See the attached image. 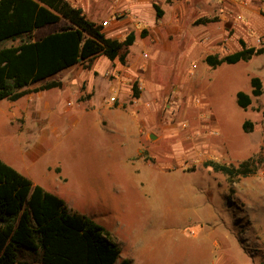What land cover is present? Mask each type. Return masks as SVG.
Instances as JSON below:
<instances>
[{
  "label": "rangeland",
  "instance_id": "rangeland-1",
  "mask_svg": "<svg viewBox=\"0 0 264 264\" xmlns=\"http://www.w3.org/2000/svg\"><path fill=\"white\" fill-rule=\"evenodd\" d=\"M258 1L240 3L248 8ZM230 2L184 0L187 17L182 22L187 35L183 38L187 40L167 38L172 49L163 57L165 64L148 72L154 74L149 81L160 86L146 102L147 117L133 108L105 109L110 81L100 74L94 83L91 124L86 126L78 105L90 97L84 89L72 95L67 81L74 74L68 76L69 70L48 80L65 83L64 89L47 94L45 101L57 113H66V119L58 124L59 134L46 144L39 145L37 137L25 142V136H37L42 130L34 129L36 123L30 124L32 130L25 128V108L33 102L26 104L25 98L0 102V133L11 135H0V150L11 160L0 158L17 170L29 171L34 184L62 198L70 211L99 223L120 249L118 264L123 260L130 264H264V93L253 97L247 109L236 102L239 91L251 95V78H260L264 88V54L216 69L204 60L210 54L234 52L224 39L234 34V25L247 24L241 11L225 8ZM204 18L217 21L197 24ZM64 25L65 21L48 25L35 31L33 38ZM224 31L225 36H220ZM251 35L248 46L264 47L257 42L263 36ZM25 39L4 41L0 47L18 46ZM224 44L226 48L219 49ZM140 53L142 46L136 43L129 57ZM99 66L102 71L105 64L99 62ZM144 86L138 83L140 94ZM133 103L140 104L139 98ZM102 118L108 126L101 124ZM246 121L252 125L247 132ZM143 129L152 135V156L149 151L135 155V140ZM12 138L19 143L10 144ZM8 146L20 150L13 153ZM33 150L38 156H32ZM251 158L259 162L257 172L234 180L206 166L212 162L237 167ZM24 260L39 264L34 255Z\"/></svg>",
  "mask_w": 264,
  "mask_h": 264
},
{
  "label": "trees",
  "instance_id": "trees-1",
  "mask_svg": "<svg viewBox=\"0 0 264 264\" xmlns=\"http://www.w3.org/2000/svg\"><path fill=\"white\" fill-rule=\"evenodd\" d=\"M161 15L157 7V17ZM61 21L66 25L59 30L33 38L35 31ZM216 21L204 18L197 24ZM22 37L26 39L18 46L0 47V102H17L31 93L61 88L62 82L48 80L76 65L88 68L97 56L126 65L136 41L134 33L123 41L107 37L102 25L88 20L82 9L67 0H0V44ZM239 44L240 49L231 54L207 55L206 64L216 69L264 54V47L247 46L243 40ZM37 83L43 84L30 88ZM251 86V95L243 91L236 95L242 109L264 93L260 78H251ZM133 98H139L137 84ZM248 127L252 125L246 121L244 131ZM258 165L254 158L237 167L206 164L231 180L255 174ZM26 255L36 256L39 264H118L121 258L120 249L99 223L70 211L62 198L0 159V264H27Z\"/></svg>",
  "mask_w": 264,
  "mask_h": 264
},
{
  "label": "crops",
  "instance_id": "crops-1",
  "mask_svg": "<svg viewBox=\"0 0 264 264\" xmlns=\"http://www.w3.org/2000/svg\"><path fill=\"white\" fill-rule=\"evenodd\" d=\"M67 1L73 6L82 9L88 20L102 25L103 32L107 37L123 41L130 33H134L136 36L134 44L140 43L142 46V53L137 56L133 55L135 56L133 58L128 57L126 65H122L118 59L110 61L107 57L101 55L94 58L88 68L84 65H76L66 69L69 70L68 76L74 74V76L67 81V85L72 90V95L75 96L80 90L84 89V92L90 97L83 105L77 104L79 108L78 112L81 114L80 119L83 123H86V126H90L92 120L91 112L95 107V104L92 102L94 97V83L95 80L101 76L100 74H102L103 77L108 78L110 81V96L106 95L103 99V107L105 109L113 112L114 109L117 111L126 108H133L135 112L140 111L144 112L145 115H148L150 109L145 106L147 104L146 102L151 98L153 92L159 90L160 86L159 83L149 81L148 78H151L154 74L152 73L150 75L148 72L165 64L163 57L166 54H170L172 49L171 42H168L167 38L177 36L179 38L182 37L181 40H187V36L183 38V35L186 34L184 32L187 31L186 23L185 21L182 22L187 17V4H184V0ZM230 1V4L225 8L230 6V8H236L241 11V14L245 17V21L248 24L243 23L234 25V34L228 36V39H224L231 42V46L235 52L240 49V40L246 42L247 46L253 41L251 33L254 32L255 36L258 34L257 36L264 37V0H259L257 3L253 2V7L250 5L248 8L242 7L240 0ZM157 7L162 11L160 18L157 17ZM256 22L261 23L259 27H257L258 24ZM105 23H107V25H105ZM224 34L225 31L223 34H220V36L222 35V37H224ZM217 36L218 34H216L215 37ZM150 40H153L154 43L150 44ZM225 45L226 44L219 46V49L226 48ZM190 50L193 52L192 48ZM228 53L231 54L233 52ZM144 55H146V59L143 58ZM145 60H150L149 64L143 63ZM99 62L105 64L102 71H100ZM193 68H198V66L194 64ZM158 74H160V72H158ZM60 82H62V87L55 89H64L65 83L63 81ZM139 82L145 84V89L141 94L139 93L140 104L135 105L133 103V86L134 84L138 85ZM55 89L37 92L38 95L36 97L34 96V93L24 97L26 104H28L29 101L33 102L32 105L25 108V128L30 129V124L32 127L34 123L37 125L34 129L42 128L40 133L38 131L35 133L37 136L32 134L27 135L25 132L27 135L25 136V140H27L25 142H30L32 138L37 137L36 142L38 141L37 143H40L39 145L46 144L50 141L52 135L55 136L59 134L58 124L65 121L66 113H63L60 110L57 113L54 111L52 104L46 103L45 101L47 94H50V92ZM115 91L118 92L117 96L113 95V92ZM113 98H115V101H112ZM66 111H70V108H67ZM147 115L145 117H147ZM101 124L108 126V122L104 118L101 119ZM114 126L120 127V125ZM114 126L111 127L114 128ZM0 135L11 137V135L4 133H0ZM11 140L12 143L10 144L19 143L16 139L14 140L12 138ZM135 144H137L135 155L143 156L146 151H149V156L154 155L150 146L153 144L150 132H147L144 129L142 131L140 130L137 134ZM8 147L9 151L13 153L20 150L19 146H16L14 149L10 146ZM0 153V156L3 157V151L0 150ZM32 156H38V151L33 150ZM4 158L11 160L7 156H4ZM2 160L5 161L4 159ZM20 167L24 168L25 165ZM18 170L21 171H19L20 173L28 177L27 174L29 171H24L20 168H18Z\"/></svg>",
  "mask_w": 264,
  "mask_h": 264
},
{
  "label": "built area",
  "instance_id": "built-area-1",
  "mask_svg": "<svg viewBox=\"0 0 264 264\" xmlns=\"http://www.w3.org/2000/svg\"><path fill=\"white\" fill-rule=\"evenodd\" d=\"M238 19H242L241 16H238ZM105 25H107V23H105ZM257 42H258V44H263L264 43V38L259 39ZM144 57H146V55H144ZM112 101H115V98H113Z\"/></svg>",
  "mask_w": 264,
  "mask_h": 264
}]
</instances>
